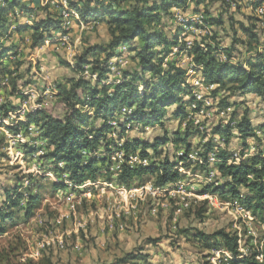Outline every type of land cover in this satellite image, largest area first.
Returning a JSON list of instances; mask_svg holds the SVG:
<instances>
[{"label": "trees", "instance_id": "trees-1", "mask_svg": "<svg viewBox=\"0 0 264 264\" xmlns=\"http://www.w3.org/2000/svg\"><path fill=\"white\" fill-rule=\"evenodd\" d=\"M68 1L84 22L105 24L108 40L85 47L71 66L76 76L66 78V84H58L59 94L56 99H59L57 105L62 108L61 114L51 113L46 109L30 110L24 120L20 121L19 127L8 128L16 131L30 124L39 126L42 131L41 139L47 141L49 148L46 157L52 162L53 170L59 173L58 183H54L55 188H69L61 181L63 175L76 184H81L89 176L96 181L98 165L105 164L119 151H123L127 156L130 150H140L143 158H151V163L147 166H130L126 160L121 164L117 179L126 186L130 187L134 182H138V186L149 182L156 187L163 186L182 176L178 167L180 164L190 167L193 163L188 157L193 150L190 138L193 134L199 135L198 128L188 127L182 134L168 130L165 123L172 119L191 122L192 112L208 108L202 101L197 100L190 87L183 85L188 68L179 66L175 57L184 55L192 58L194 64L202 66L200 71L207 84L216 86L208 96L212 107H219L221 110L233 108L230 123L216 125L211 130L213 136L221 137L225 147L220 148L213 137L203 144V151L199 153L201 159L206 162L201 166L202 169L208 167L212 152H215L220 160L217 163V182L203 185L199 193L216 194L231 201L240 199L254 219L264 225L263 152L260 150L257 154L243 159L240 164L230 162L234 138L241 140V155L244 156L253 144V141L249 142L250 139L255 141L256 146H262V139L257 135V130L264 129V124L255 127L248 104L250 97L264 100V24L252 11L249 14L244 12L243 2L247 5V1ZM219 1L222 3L220 13L212 8L214 3ZM19 2L0 0V73L5 75L15 73L3 68V64L10 55L15 53V57L17 56L16 46L8 44L13 31L10 32L6 21L10 19V14L19 8ZM22 5L23 7L19 8L20 13L32 14L34 23L31 26L25 24V28L18 27V31L22 32L27 27L32 29L33 47L44 45L59 32L67 33L59 11L53 10L50 5L39 6L38 10L27 2ZM176 10L185 14L184 24L179 21ZM187 13L202 15L205 26L200 28L207 27L203 29L199 40H193L191 46H188L189 37H181L186 31L184 27L196 25ZM240 13L243 18H235ZM121 46L126 47L125 52L120 50ZM173 48H176L177 52L174 58H171ZM126 54L135 63V67L120 68V82L108 84L107 80L112 76L111 60H118ZM222 55L224 60L220 57ZM86 66L90 67L91 76L84 75ZM17 82L13 84V89L23 101L27 96ZM192 104L197 108L192 109ZM86 106L89 110H85ZM0 109L7 110L5 105L0 106ZM124 109L126 113H123ZM95 120L102 122L97 124ZM113 121L117 122L116 127L112 125ZM233 121L235 124H232ZM136 125L143 131L161 126L162 133L147 139L129 136L120 145L119 141L127 135L125 133L132 131ZM205 130L207 131V128ZM114 133H117V138H113ZM169 143L183 146L184 155L181 157L176 153L170 155L169 152H163L162 148ZM25 148L27 152L31 151L28 148L33 149L29 145ZM149 150H152L153 154H150ZM159 155L163 156L158 160ZM108 169L111 172L110 166ZM17 188L19 187L14 188V192L11 188L4 190L0 199V222L12 221L13 211L23 209L20 207V201L24 197ZM37 198L32 194L30 196V193L25 197L30 203ZM30 209L32 208H26L27 215L31 213ZM195 231L196 239L203 243L209 244L211 240L218 242L220 239V249L230 254L221 264H264V250L248 251L247 254L239 251L241 238L238 233L226 229L217 230L212 234L198 229ZM2 232L5 230L0 228V234ZM184 232L189 234L191 230ZM15 251L16 249L12 248L0 249V264H54L51 256L39 261L25 259L15 262ZM142 259H147V255L138 249L136 252L127 253L118 264ZM204 264L209 262L205 260Z\"/></svg>", "mask_w": 264, "mask_h": 264}, {"label": "rangeland", "instance_id": "rangeland-1", "mask_svg": "<svg viewBox=\"0 0 264 264\" xmlns=\"http://www.w3.org/2000/svg\"><path fill=\"white\" fill-rule=\"evenodd\" d=\"M19 1L17 3L19 8L23 7L22 3L24 2L35 6L37 10L40 8L39 6H43L40 0ZM220 3V1L216 2L212 6L215 12H221ZM243 5L244 12L251 13L250 7L244 2ZM50 6L53 10L60 12L58 6L53 4ZM19 8L15 10L18 13L13 11L9 16L10 19L6 21L10 32L13 31V36L8 44L9 46L15 45L19 53L16 57H10V55L3 64V68L15 71V73L10 74L11 76L0 73V80L6 77L10 78L11 84L4 87L0 96L5 109H7L5 112H12L8 124H0V199L3 197L5 189L11 188L14 192L16 186L19 187L17 190L24 198L20 201V207L23 209L18 208L13 211L12 221L0 222V228L5 230L0 234V249H16L15 262L25 259L39 261L44 257L51 256L54 264H118V261L127 253L141 249L147 255V259L129 261L125 264H204L205 260L209 264H221V261L224 262L230 256L227 255L226 250L220 249L222 243L220 239L218 242L211 240L210 245L203 243L196 239L195 230L212 234L217 230L226 229L240 234L247 253L259 249L264 250V225L259 220L249 218L246 213L234 208L230 199H223L216 194L203 197L199 194L198 190L201 187L198 185L189 186L191 191H187L189 193L187 198L191 203L190 209L182 208V196H172L168 192L156 195L147 194L142 198L120 194L116 190L122 185L117 179L120 170L116 168L122 163L113 159L112 156L105 164L98 165L96 181L89 176L81 184L73 182V186H70L71 179L63 175L61 181H64L69 188L57 190L54 183H58L59 173L53 170L52 162L46 157L47 152L49 153L48 146L45 147V150L37 147L28 148L31 150L30 152L26 151L25 146L34 143L33 138L38 136V133L32 134L33 136L30 134L28 137L21 135V138H17L18 140H14L12 135L9 136L14 133L8 128H14L21 121L19 116L15 117L14 113L18 111L24 101L17 97L19 94L15 93L17 91L13 89V84L18 81L17 85L22 86L20 89L23 92L27 90L31 92L28 88L30 84L34 83V79L38 78V75L35 77L37 72H43L46 79L55 81L57 84H66V78L76 76L71 63L75 64L82 50L93 44L107 42V26L97 24V22L80 25L75 20L66 29L63 25L68 36L66 43L61 40L65 34L59 32L49 40L52 42L33 47L31 45L32 29L27 27L22 32L18 29L25 24L31 26L34 23V18L32 14H21ZM189 13L187 15L195 18V14ZM176 15L185 16L180 10H176ZM236 16L237 19L243 18L241 13ZM187 30L181 37H189L188 41L194 40L203 32L202 28ZM189 32L190 34H188ZM176 50L173 48V52L170 53L171 58L175 56ZM175 60L184 67L190 62L184 55L175 57ZM111 61L117 62L116 59ZM118 62L121 68L135 67V63L127 54L119 58ZM113 67L114 70L120 68ZM112 72L114 77L117 73L116 71ZM45 83L42 80L40 83L34 84L32 90L39 91ZM58 101L59 99H55L53 103L48 104L46 110L61 114L63 111L57 105ZM248 104L255 127L264 124V100L250 97ZM11 106H18V109ZM27 106L30 108L32 101ZM218 110L219 107L214 106L204 108L202 112L192 115V118L196 120L180 122L177 119H172L166 121L165 126L168 130L179 131L182 134L188 127L198 128L199 135L193 134L190 140L193 148L203 151L201 146L204 143L213 137L214 141H218L220 138L213 136L212 128L227 123L228 118L232 116L233 108L226 115L218 114ZM95 122L100 124L102 121L95 120ZM95 122L93 124H96ZM161 133V126L154 129L147 128L143 131L136 125L132 131L125 133L127 134L125 139H121L119 144H123L129 136L147 139ZM112 136L117 138V133ZM252 141V145H255L253 139H250L249 142ZM263 144L262 146H264ZM220 146V148L225 147L224 143H221ZM177 147L169 143L162 150L173 155L183 146ZM241 148V140L234 138L231 150H242ZM148 152L153 154L152 150ZM127 156L133 158L126 160L130 166L138 164L136 157L145 159L141 156L140 150H130ZM162 156L159 155L158 160ZM146 158L150 164L151 158ZM198 164L193 162L188 167L193 176L189 178L190 183L203 175L201 166ZM109 166L111 172L108 171ZM215 169L218 174L217 165ZM137 186L138 182H134L130 187L127 186L128 192ZM29 193L30 196L32 194V196L38 197L33 203L25 199ZM26 208H32L29 215H27ZM184 230H191V233L187 234Z\"/></svg>", "mask_w": 264, "mask_h": 264}, {"label": "built area", "instance_id": "built-area-1", "mask_svg": "<svg viewBox=\"0 0 264 264\" xmlns=\"http://www.w3.org/2000/svg\"><path fill=\"white\" fill-rule=\"evenodd\" d=\"M246 1H247V5L250 7L251 11L257 17H259L261 20H263V24H264V0H246ZM40 2H41V5H43V6L53 4V5H56L60 8L59 13L63 19V25H64L65 29L67 27H70L75 22V20L78 21L80 23V25H85V23H86L81 19L79 13L70 7L68 0H40ZM233 6H235V5L233 4ZM178 19L183 24L185 23V19L181 15L178 16ZM192 20H194V22H196V25L184 27V28H186V31H188L187 29L194 30V28L201 29L200 26H205L202 15H195V18H192ZM188 27H190V28H188ZM204 28H207V27H203L202 29H204ZM205 30L207 31V29H205ZM201 31H203V30H201ZM198 37H195L194 40L197 39ZM67 39H68V36L66 34H65V36L63 35V37L61 38V40L64 41L65 43L68 41ZM49 42H52V41L47 40L45 42V44L49 43ZM192 42H193V40L189 41L188 46H191ZM120 50L125 52L126 47L121 46ZM16 53L18 54L19 50H17ZM14 54L11 55V57H14L15 56ZM220 57L223 60L225 59V57L223 55ZM188 59L190 60V62L186 66V68H188V72L186 75V81L183 85L190 87V89L192 90V92H193L194 96L197 98V100L202 101L206 107L210 108L212 106V104H211V101L208 99V96H209L211 90H213L216 86L214 84H207L205 82L204 75L200 71L202 69V66L194 64L192 58L188 57ZM71 64H72V66L74 65V63H71ZM113 66H115V67L118 66L121 68L118 60L116 63L111 61V70L114 72L116 71L117 74L114 77L112 75L107 80L108 84L120 82V79H121L120 68H119V70H114ZM179 66L184 67L183 65H179ZM89 69H90V67L86 66V70L84 72V75L91 76ZM246 69H248V67H246ZM37 75H38V78H37L38 80L34 79V83L32 85L30 84L31 86L29 85L28 89L31 92H28V90L26 92L22 91L25 95L28 96V98L23 101V105L21 104L18 111L16 113H14V114H16L15 117L19 116V120H21V121L24 120L25 115L30 110L46 109L47 105L50 103H53V101L57 98V95L59 94L58 84L55 81L46 79L44 77L43 72H37L35 74V77H37ZM92 76L94 78H96V76H94V75H92ZM42 80H44L46 82L45 85L42 86V88H40L39 91H33L32 90L33 85L40 83ZM9 84H10L9 77L8 78L6 77L3 80H0V95H1L4 87L8 86ZM30 101H32V106H30V108H28L27 104ZM0 106H3L1 96H0ZM191 108L196 109L197 106L195 104H192ZM85 110H89L87 106H86ZM203 110L204 109H202L198 113L202 112ZM218 111H219L218 114L226 115L232 111V108L228 107L227 109H222V110L219 108ZM123 113H126L125 109L123 110ZM195 113L196 112L191 113V118L193 117L192 115H195ZM11 115H12L11 111L5 112V111H2L0 109V124H2V123L8 124V122L10 121V118L12 117ZM193 120H196V119H193ZM230 121H231V116L228 118L227 123H225V124L230 123ZM18 123H20V121ZM232 124H235V121H233ZM19 125H17V127H19ZM112 125L116 127L117 122L113 121ZM11 132H13L14 135L9 134V136L12 135L14 140H18L17 138H21V135H26L28 137V136H30V134L35 135L36 133H38V136L33 138L34 143L29 144V146H31L32 148L41 147L43 150H45V147L47 146V141L41 139L42 131L40 130L39 126H37L36 124H30L29 126H27L25 128L20 127V129H18L16 131H11ZM257 135L262 139V144H263L264 143V129L263 130L262 129L257 130ZM218 141H215V142H217L218 146L221 147L220 144L223 143V140L221 139V137L219 138ZM201 147H203V146H201ZM260 150L263 152V156H264V146L260 147V146L252 145L249 152L244 154V156L241 155V150H233L230 162L235 163V164H240L243 159H246L248 157L253 156L254 154H257ZM201 152L202 151L196 150V148H193V150L188 155L189 160L193 161L194 164H196V165L199 163L198 165L204 166V164L206 162L201 159L200 154H199ZM176 154H178V156L182 157L184 155V149L183 148L179 149L176 152ZM112 157L115 160L121 161V163H123L125 160L133 159L132 156L127 157L123 151H119V152L114 153ZM136 159L138 161L137 162L138 164L136 166H139V165L147 166L149 164L147 158L141 159V157H136ZM208 161H209L208 167L206 169H202V167H201L203 175L199 176L198 179L196 178L197 180H192L191 181L192 183H190V181H189V178L193 177L191 175V170L189 171L188 167H184V165L180 164L178 169L182 173V176L180 178H177L176 180H174L172 182L166 183L163 186H157L156 187V186H154V184L152 182H149L145 185L138 186V187H136L133 190H130L128 192L127 186L125 184H122L121 186L117 187L116 190L120 194H124L126 196H128V195L129 196H138L140 198L146 196L147 194L156 195V194H160L161 192H168L172 196H182V202H181V204L183 206L182 208L190 209L191 203L187 198L189 196V193H187V191L191 189L189 186L192 185L191 187H194L195 185H198L199 187L202 188L203 185L217 182L215 180V178L217 177V172H216L215 166L217 165L218 162H220V160L217 158L215 152H212L209 156ZM132 166H134V165H132ZM116 169L121 170V164H119ZM186 174H188V175H186ZM252 177L253 176H251V178ZM69 184H71L70 186H73L72 182H69ZM200 195H203V197H209L210 196V194H200ZM243 198H244V194L241 195V199H243ZM232 202H233L234 208H238L239 211L246 213V215L249 218H254L252 213L250 211L246 210L245 207L241 204L240 199L233 200ZM238 235L240 236V234H238ZM240 238H241V236H240ZM239 251L242 252L243 254H247V251H245V249H244L242 238L240 240ZM226 253H227V255H230L229 252H226Z\"/></svg>", "mask_w": 264, "mask_h": 264}]
</instances>
